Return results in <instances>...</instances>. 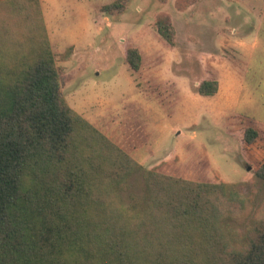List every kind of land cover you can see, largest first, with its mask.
I'll return each instance as SVG.
<instances>
[{
  "label": "trees",
  "instance_id": "1",
  "mask_svg": "<svg viewBox=\"0 0 264 264\" xmlns=\"http://www.w3.org/2000/svg\"><path fill=\"white\" fill-rule=\"evenodd\" d=\"M128 2L103 10L119 15ZM156 27L173 47L167 13ZM125 59L139 72L138 50ZM67 80L38 0H0V264H264V205L240 243L226 229L248 206L234 187L198 182L197 164L174 159L144 170L67 105ZM217 90L205 79L197 93ZM242 118L241 158L264 181V129ZM140 173L144 206L125 207L122 193Z\"/></svg>",
  "mask_w": 264,
  "mask_h": 264
},
{
  "label": "rangeland",
  "instance_id": "2",
  "mask_svg": "<svg viewBox=\"0 0 264 264\" xmlns=\"http://www.w3.org/2000/svg\"><path fill=\"white\" fill-rule=\"evenodd\" d=\"M38 2L68 77L67 105L146 171L174 159L176 168L197 164L198 182L234 187L248 206L226 231L244 242L264 205V181L241 158L234 134L242 117L264 129V0H199L183 14L175 0H129L119 15L103 10L116 0ZM166 12L173 47L156 27ZM128 47L141 53L137 73L126 63ZM205 79L218 83L212 97L197 93ZM121 198L125 207L144 206L142 173Z\"/></svg>",
  "mask_w": 264,
  "mask_h": 264
},
{
  "label": "crops",
  "instance_id": "3",
  "mask_svg": "<svg viewBox=\"0 0 264 264\" xmlns=\"http://www.w3.org/2000/svg\"><path fill=\"white\" fill-rule=\"evenodd\" d=\"M178 0H175V2H174V9H175V11L177 12V13H181V14H183L184 12H186V11H188L189 9H192L193 7H195L196 5H197V3L199 2V0H195V2L194 3H192L191 5H186V7L181 11V10H178V9H176V2H177ZM43 10L45 11V9H44V7H43ZM167 13V12H166ZM168 14V13H167ZM44 15V14H43ZM169 15V17H170V19H171V23L173 24V20H172V17H171V15L170 14H168ZM174 27V26H173ZM175 32H176V29H175ZM175 36H177V35H175Z\"/></svg>",
  "mask_w": 264,
  "mask_h": 264
},
{
  "label": "water",
  "instance_id": "4",
  "mask_svg": "<svg viewBox=\"0 0 264 264\" xmlns=\"http://www.w3.org/2000/svg\"><path fill=\"white\" fill-rule=\"evenodd\" d=\"M248 170H249V168H248Z\"/></svg>",
  "mask_w": 264,
  "mask_h": 264
}]
</instances>
